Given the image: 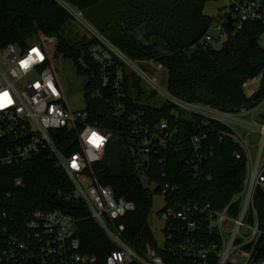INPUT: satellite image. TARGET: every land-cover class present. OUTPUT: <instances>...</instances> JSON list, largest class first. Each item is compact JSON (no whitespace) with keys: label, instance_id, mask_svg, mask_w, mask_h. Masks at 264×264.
Returning <instances> with one entry per match:
<instances>
[{"label":"trees","instance_id":"trees-1","mask_svg":"<svg viewBox=\"0 0 264 264\" xmlns=\"http://www.w3.org/2000/svg\"><path fill=\"white\" fill-rule=\"evenodd\" d=\"M59 1L82 12L130 60L157 61L163 65L171 95L223 113L254 109L264 99V80L249 98L242 90L245 81L264 71V49L259 45L264 27L246 23L237 32L226 28L225 53L223 48L200 44L212 23L203 14L206 3L212 0H0V49L8 44L23 47L41 32L55 37L56 52L72 61L77 74L87 77L82 112L89 124L114 134L103 162L94 172L116 197L135 205V210L123 220L129 245L138 252L150 245L165 264H188L169 251L174 240L164 242L161 248L156 245L148 225L153 197L168 184L178 188L166 196L168 204L199 201L220 209L243 188L245 154L231 139L233 132L222 123L187 114L169 104L154 108L143 103L142 83L131 74L125 75L123 87L126 111L119 114L112 106L114 93L101 87L98 68L89 57L93 41L73 36L69 26L74 19ZM137 112L142 114L140 124L128 119ZM161 123L168 126L165 132L175 131L172 139L155 149L148 146L146 163L139 166L136 161L141 139L162 137L158 129ZM140 125L143 128L138 129ZM53 134L56 146L65 155H71L75 150L73 134ZM194 136L201 138L197 153L201 159L193 151ZM140 173L149 184L156 185L153 191L144 184ZM16 180H21L22 186H15ZM57 203L76 220L82 253L94 256L97 264H105L113 245L83 202L73 197L70 179L48 152L17 165L0 167V214L14 217L22 225L33 211L55 210L59 208ZM255 207L264 231L262 190L256 192Z\"/></svg>","mask_w":264,"mask_h":264},{"label":"built area","instance_id":"built-area-1","mask_svg":"<svg viewBox=\"0 0 264 264\" xmlns=\"http://www.w3.org/2000/svg\"><path fill=\"white\" fill-rule=\"evenodd\" d=\"M60 4L91 32L93 43L88 51L89 57L98 68L101 87L114 93L112 106L119 114L126 111L122 101L125 97L123 87L125 75L131 74L141 83L144 81L152 94L163 97L165 104L227 126L233 132L231 139L245 154L250 172L243 188L220 209L199 201H172L168 204L166 196L177 192L178 188L168 184L160 188L158 195L165 202L160 212L164 221V242L175 241L169 251L181 256L188 264H264V231L259 226L255 207L257 190L264 191V111L259 115L262 123L248 124L247 132L242 134L244 125L237 116L246 113L245 109L235 114L223 113L171 95L160 88L155 79L141 72L137 61L130 60L86 23L82 12L74 11V7L67 3ZM229 7L231 12L220 22L214 24L212 21L200 40L202 46L221 41L223 48L226 28L237 32L246 23H259L264 27V0H230ZM228 17L230 27H227ZM212 31L219 35L217 39ZM260 38L264 49V32ZM56 43L55 37L38 32L23 47L8 44L0 49V167L17 165L48 152L56 166L70 179L73 197L83 202L91 218L113 245L105 264H165L150 245L146 244L138 252L125 239L123 220L135 210V205L116 197L111 188L99 182L94 172L103 162L114 134L89 124L84 112H72L66 106L54 67ZM257 78L259 85L255 90L253 84ZM263 80L264 71L242 84L247 98L258 91ZM263 104L264 99L248 113H254ZM141 117L142 114L137 112L130 114L128 119L140 124ZM141 128L143 126H138ZM167 128V124L161 123L158 129L162 137L141 139L142 148L136 161L139 166L146 163L148 146L155 149L172 139L175 131L169 134L165 132ZM59 131L73 134L75 150L71 155H65L56 146L53 133ZM251 135L260 137L256 146L249 141ZM200 142V137L191 138L198 159L202 157L197 154ZM251 148L255 149L254 165L248 155ZM235 158L240 156L235 155ZM193 170L194 177H197V169ZM140 174L144 184L153 191L156 185L149 184ZM15 186H22L21 180H16ZM0 264H97V259L82 253L76 220L57 208L35 210L22 225L16 218L0 214Z\"/></svg>","mask_w":264,"mask_h":264},{"label":"rangeland","instance_id":"rangeland-1","mask_svg":"<svg viewBox=\"0 0 264 264\" xmlns=\"http://www.w3.org/2000/svg\"><path fill=\"white\" fill-rule=\"evenodd\" d=\"M230 0H212L206 3L203 14L211 19L213 23L220 22L223 17L231 12L229 7ZM74 11L77 9L73 8ZM219 15V16H218ZM83 19L86 23L96 29L92 23L83 15ZM70 31L72 32L73 36L76 39H84L90 40L92 34L91 32L79 21H74L69 26ZM212 34L216 37H219L214 31ZM141 38V36L139 35ZM262 38L259 39V45L262 47L261 44ZM222 42H225V38L222 39ZM214 49L221 48V41H214L211 43ZM138 69L143 72L147 77L151 79H155L158 86L163 90H167V81H168V74L166 68L161 65L157 61H141L137 64ZM54 67L56 69L57 77L60 81L63 94L65 97L66 106L72 112H80L83 111L85 108V102L83 99L84 93V86L87 82L86 76H81L77 74L76 69L72 63V61L64 56L58 54V57L54 60ZM259 85V78L255 80V84H253V89H257ZM142 89H143V96L142 102L150 105L154 108H161L165 104V99L161 97L158 93L154 94L150 97L151 89L147 86V84L142 81ZM135 93L133 92V96ZM245 109V108H241ZM247 112L241 115H238L237 118L242 122L244 125V129L242 130V134L247 132L246 127L248 124L252 123H262V116L259 117L261 114L260 111H264V104L261 105L255 112H249V110L245 109ZM235 114V113H233ZM255 138L249 139L252 145L256 146L259 143L260 137L258 135L254 136ZM249 157H251L252 161L251 164L254 165L255 163V149L251 148L248 152ZM264 157V153H263ZM249 164V163H248ZM250 172V166L247 165L246 168V176ZM165 205L164 199L161 195H155L152 200V208L150 217L148 219V225L151 229V232L155 238L156 245L161 248L164 245V221L160 217V212L163 210Z\"/></svg>","mask_w":264,"mask_h":264},{"label":"water","instance_id":"water-1","mask_svg":"<svg viewBox=\"0 0 264 264\" xmlns=\"http://www.w3.org/2000/svg\"><path fill=\"white\" fill-rule=\"evenodd\" d=\"M228 19V22H227V27H230L231 26V20H230V18L228 17L227 18ZM35 41H37V39H35ZM223 49H224V51H225V53H227V44L226 43H224V46H223ZM58 57V55H57V53L54 55V58L56 59ZM56 207H62V204L61 203H57L56 204Z\"/></svg>","mask_w":264,"mask_h":264},{"label":"crops","instance_id":"crops-1","mask_svg":"<svg viewBox=\"0 0 264 264\" xmlns=\"http://www.w3.org/2000/svg\"><path fill=\"white\" fill-rule=\"evenodd\" d=\"M252 136H253V138H255V137H254L255 135H252Z\"/></svg>","mask_w":264,"mask_h":264},{"label":"snow or ice","instance_id":"snow-or-ice-1","mask_svg":"<svg viewBox=\"0 0 264 264\" xmlns=\"http://www.w3.org/2000/svg\"><path fill=\"white\" fill-rule=\"evenodd\" d=\"M35 51V50H34Z\"/></svg>","mask_w":264,"mask_h":264}]
</instances>
